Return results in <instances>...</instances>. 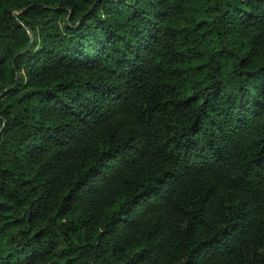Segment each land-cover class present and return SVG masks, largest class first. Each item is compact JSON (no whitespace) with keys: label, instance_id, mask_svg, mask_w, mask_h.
<instances>
[{"label":"trees","instance_id":"1","mask_svg":"<svg viewBox=\"0 0 264 264\" xmlns=\"http://www.w3.org/2000/svg\"><path fill=\"white\" fill-rule=\"evenodd\" d=\"M0 264H264V0H0Z\"/></svg>","mask_w":264,"mask_h":264}]
</instances>
